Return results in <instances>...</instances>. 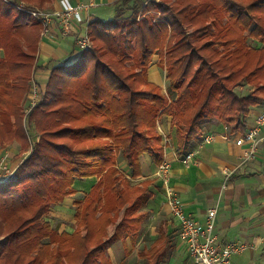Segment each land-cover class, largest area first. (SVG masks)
<instances>
[{
	"label": "trees",
	"instance_id": "obj_1",
	"mask_svg": "<svg viewBox=\"0 0 264 264\" xmlns=\"http://www.w3.org/2000/svg\"><path fill=\"white\" fill-rule=\"evenodd\" d=\"M11 4L0 0V143L28 148L25 124L39 139L0 183V264H112L107 249L137 241L151 198L150 183L132 185L118 158L137 178L140 155L164 161L162 116L172 117L184 156L205 122L242 132L250 109L264 103V0H118L111 20L88 23L93 49L54 65L27 115L42 25ZM153 56L166 69V94L147 80ZM239 85L253 89L239 95ZM90 177L96 183L73 202V232L54 231L46 221L52 207L75 193L76 179ZM161 234L139 252L143 264H161L171 249Z\"/></svg>",
	"mask_w": 264,
	"mask_h": 264
},
{
	"label": "crops",
	"instance_id": "obj_2",
	"mask_svg": "<svg viewBox=\"0 0 264 264\" xmlns=\"http://www.w3.org/2000/svg\"><path fill=\"white\" fill-rule=\"evenodd\" d=\"M117 1L70 0L73 6L81 4L95 6L82 13L84 17L82 23L72 21L67 35L63 34L57 20L53 19L47 24V32L43 35V39H40L38 46L32 85L44 87L54 65L73 63L81 52L75 45L76 36L88 33L89 22L101 20L104 11H100L99 8L111 6L115 11ZM59 8L58 1L51 4V11ZM166 75V69L158 65V56H153L147 71V80L159 87L163 94H166L168 83ZM239 88H245V86ZM31 96L29 92L23 101L26 115L32 108ZM262 111H264V103L250 109L242 132L232 133L230 127L217 120L205 122L202 126L201 141L187 151V153L195 152L194 162L189 165H183L180 161L183 155L178 154V140L172 117L162 116L157 122V132L162 138L164 147V161L169 163L171 169L170 186L185 213L203 224L208 210L216 209L215 234L218 241L221 244L241 242L252 247L241 254L234 255L232 260L235 264H264V126L260 130L258 137L261 141L253 158L243 161L250 146L248 142L241 146L235 143L254 126L257 115ZM25 129L27 132L26 125ZM27 135L29 142H32L28 149H23L17 139L0 143V159L5 166L15 170L18 164L29 155L33 143L39 139V136L34 135L33 132L32 138L29 137L28 132ZM208 136L213 137L212 141L203 143L204 138ZM139 164L140 175L137 178H131L126 162L120 157L117 161L118 168L131 183H150L148 188L151 198L143 209L148 213V217L158 219L157 225L149 227V236L152 238L149 246L161 237V231L164 230V234L171 241V249L166 252L161 264H173V262L185 264L184 261L189 253L174 233L178 225L169 215L164 189L155 177L158 166L146 153L139 156ZM225 172L230 174L227 180H225ZM96 181L95 177L74 181L72 188L75 193L68 195L62 203L53 206L46 218L54 230L58 233L73 232L74 198L78 196V199L80 195L85 196ZM160 213L163 214V219H159L162 217L159 216ZM141 232L134 243L127 238L109 246L107 255L112 264L126 262L129 257H132L133 249L141 244ZM141 250L135 251V257L138 258Z\"/></svg>",
	"mask_w": 264,
	"mask_h": 264
},
{
	"label": "built area",
	"instance_id": "obj_3",
	"mask_svg": "<svg viewBox=\"0 0 264 264\" xmlns=\"http://www.w3.org/2000/svg\"><path fill=\"white\" fill-rule=\"evenodd\" d=\"M58 2L60 8L52 11L37 10L24 2L11 5L17 10L33 16L41 23V36L45 35L47 32V24L53 19L58 21L63 34L67 35L70 31L72 21L82 23L84 19L82 13L95 6L93 4L73 6L70 0H58ZM75 45L80 51L90 48L91 40L88 34H78L75 38ZM31 95V107H33L38 98V89L35 85L31 88ZM263 126L264 111L257 115L254 126L236 140L235 143L237 146H241L245 142L250 144L243 161L253 158L256 148L261 141V138L258 136ZM212 139V136H208L204 138L203 143H210ZM194 158L195 152L191 151L186 153L180 161L183 165H189L194 162ZM170 170L169 163L163 161L158 166L155 177L161 182L164 189L170 216L178 225L179 240L189 253L194 264H235L232 261V257L243 253L247 249H252V247L241 242L221 244L218 241L217 235L215 234L216 209L208 210L203 224L195 220L191 215L186 214L170 186ZM14 171V169L5 166L0 159V183H4L10 179ZM229 175L228 172H225V180L229 178Z\"/></svg>",
	"mask_w": 264,
	"mask_h": 264
},
{
	"label": "rangeland",
	"instance_id": "obj_4",
	"mask_svg": "<svg viewBox=\"0 0 264 264\" xmlns=\"http://www.w3.org/2000/svg\"><path fill=\"white\" fill-rule=\"evenodd\" d=\"M6 1V0H5ZM7 1H11L12 3H14V5H17V1H19V0H7ZM24 1V0H23ZM55 1H58V0H54V2ZM155 2H159L160 0H154ZM25 2V4H27V5H29L30 4V2H27V1H24ZM32 6H30V7H35L37 10H41V11H46V10H49V11H51V5H49V7L47 6L46 7V5L44 6V7H42V8H40V7H38V6H35V4H31ZM12 6V5H11ZM12 8L13 9H16V8H14L13 6H12ZM99 10L101 11H104V15H102L103 17L101 18V20L102 21H109V20H111L113 17H114V14H115V11L113 10V8L110 6V7H108V6H104V7H101V8H99ZM130 12H127L125 15H128ZM155 14V13H154ZM141 15H140V12H139V14H138V17H140ZM156 16L157 17H161V18H163V19H165V18H167L168 16L166 15V14H164V16H160V14L159 13H157L156 14ZM32 19H34V20H36L33 16H30ZM169 18H171V17H169ZM188 31H192V29L191 30H188ZM43 39V36H42V38H41V40ZM248 45L249 46H252V47H257V48H259V47H261L262 46V44H261V42H259L258 40H254V39H251V38H249L248 39ZM93 43H92V41H91V45H90V48H88L89 50H91V49H93ZM197 66H199V62H196V63H194V68H196ZM32 78H33V75H32ZM31 85V87H30V89H29V92L31 91V88H32V83L30 84ZM168 86V83H167V85H166V87ZM240 86H245V88H239ZM242 89V90H241ZM252 87L250 86V85H239V86H237L235 89H234V91L235 92H238L239 94H241V93H244V94H248V93H250L251 91H252ZM29 92H28V94H29ZM28 100V99H27ZM27 103V102H26ZM26 125V124H25ZM26 127H27V132H28V134H29V137L30 138H32V132H33V134L34 135H37V136H39L38 135V133H37V131L34 129V130H32V128L31 127H29L28 125H26ZM32 140V139H31ZM28 142H29V138H28ZM32 142H29V145L31 144ZM31 146V145H30ZM30 146H28V148H30ZM27 148V149H28ZM120 160V159H119ZM132 185H134L133 183H131ZM78 197V196H77ZM77 197L76 198H74V199H77ZM85 196H82V195H80V198H78V199H83ZM146 209H148V207H146ZM123 212V210H121V212L118 214L119 216L121 215V213ZM150 214V213H149ZM169 215H170V213H169ZM159 216H162L161 218H159V219H163L164 218V216H163V214H161L160 213V215ZM158 219V218H157ZM157 219H153V217L151 216H149L148 217V219L146 220V222L144 223V227H143V231L141 232L142 233V236H141V238L140 239H142L141 240V244L139 245V247H137V248H134L133 250V252H132V257H129L127 260H126V264H143V261L142 260H140L139 258H137V257H135V251L136 250H141V249H143V248H146V247H148L149 246V244L151 243V241H152V238L149 236V227H151L152 225L154 226L155 224L157 225ZM118 222V220L116 221V223ZM75 224V223H74ZM54 230V229H53ZM54 231H56L57 232V230H54ZM174 233H176V236L178 237V239H179V233H178V229H176V230H174ZM2 237L0 236V239H1ZM234 257V256H233ZM233 259V258H232ZM233 261V260H232ZM184 263L185 264H194V262H193V260L191 259V257L188 255L187 257H186V260L184 261ZM173 264H180V263H178V262H173Z\"/></svg>",
	"mask_w": 264,
	"mask_h": 264
}]
</instances>
